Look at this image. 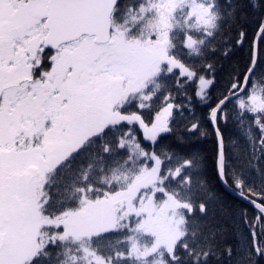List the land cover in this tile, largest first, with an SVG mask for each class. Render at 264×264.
<instances>
[{
	"label": "snow or ice",
	"instance_id": "snow-or-ice-1",
	"mask_svg": "<svg viewBox=\"0 0 264 264\" xmlns=\"http://www.w3.org/2000/svg\"><path fill=\"white\" fill-rule=\"evenodd\" d=\"M0 264H264V0H0Z\"/></svg>",
	"mask_w": 264,
	"mask_h": 264
}]
</instances>
